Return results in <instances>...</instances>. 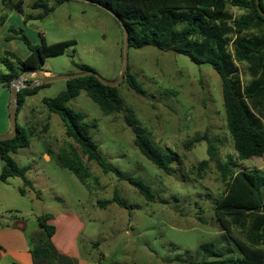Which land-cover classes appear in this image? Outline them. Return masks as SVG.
Returning <instances> with one entry per match:
<instances>
[{"label": "rangeland", "instance_id": "obj_1", "mask_svg": "<svg viewBox=\"0 0 264 264\" xmlns=\"http://www.w3.org/2000/svg\"><path fill=\"white\" fill-rule=\"evenodd\" d=\"M48 5L54 10L47 17L12 27L5 41L12 43L1 51L0 59L7 57L6 51L21 59V51L12 49L22 44L31 53L28 45H40L42 38L47 44L74 41L63 55L47 58L43 70L53 76H71L89 67L108 82L118 80L124 62V30L115 17L82 0L60 4L48 0ZM23 10L25 16L41 13L27 5ZM234 13L243 12L235 8ZM128 59L129 73L145 95L136 93L125 75L115 87L123 101L119 113L106 115L85 90L67 104L92 125L91 135L107 159V170L88 160L66 136L60 115L48 112L43 103L76 84V78L50 82L25 99L17 120L27 128V145L18 148L12 158L32 185L25 186L16 177L2 185L7 192L1 196L9 207L7 214L27 221L30 232L38 227L45 239L36 219L51 215L48 223L58 235L55 244L73 250L76 244V253L85 255L90 264L212 260L215 258L201 249V244L209 242L227 256L231 249L236 252L227 235H222L215 204L237 172L258 169L264 176V156L238 158L227 127L220 75L209 64L198 65L186 55L154 46H130ZM9 60L18 67L14 59ZM5 70L0 61V74ZM35 73L36 78L42 75ZM247 80L243 76L244 83ZM137 134L163 152L171 169L168 173L142 154L135 145ZM71 151L89 169L88 187L64 164L68 160L62 159V153L70 155ZM203 161L207 165L201 166ZM136 181L151 189V201L133 185ZM262 191L264 196V186ZM115 195L122 206L116 202L101 206Z\"/></svg>", "mask_w": 264, "mask_h": 264}, {"label": "trees", "instance_id": "obj_2", "mask_svg": "<svg viewBox=\"0 0 264 264\" xmlns=\"http://www.w3.org/2000/svg\"><path fill=\"white\" fill-rule=\"evenodd\" d=\"M64 1L56 0L58 4ZM96 1L120 16L129 31L130 46H154L161 51L186 55L195 64L211 65L222 80L227 127L238 158L245 161L264 156V17L257 9L256 0ZM20 3L17 4L19 9ZM260 7L264 12L262 0ZM231 8L243 13L236 15ZM32 9L41 10V13L36 18H26L27 21L47 17L54 7L48 5V0H34ZM72 44L74 41L47 44L42 38L40 45H28L31 54L25 59L6 51L7 57L0 59L7 70L0 74L1 83L10 90L11 81L20 73L42 71L47 58L63 55ZM10 58L16 61L18 67H14ZM90 69L86 67L85 71ZM125 75L136 93L146 94L129 69ZM243 76L248 77L246 83ZM75 81L77 83L69 86L65 92L55 98L44 99L43 103L48 112L60 115L66 126V136L78 144L88 160L107 170V159L91 135L92 125L85 123L83 116L71 110L67 104L85 90L106 115H112L122 110L123 101L115 87L104 85L93 75L76 78ZM47 84L19 91L17 115L25 99L37 94ZM26 130L25 126L18 124V132L13 139L0 141V160L3 163L0 182L19 177L25 186L32 185L24 174L25 170H21L12 158L18 148L27 145ZM135 145L160 169L167 173L171 170L163 152L146 136L137 134ZM74 152L71 151L70 155L62 153L65 154L62 159L68 160L64 164L87 186L89 169L81 156ZM208 152L211 154V148ZM200 165H207V161ZM132 183L147 200L153 199L152 191L146 184L138 181ZM263 186L264 176L260 170H241L227 181L225 191L216 201V220L224 235L235 245L236 252L233 253L231 249L227 256L215 250L213 243H203L201 249L215 259L179 264H264ZM20 193L25 195L26 191L20 189ZM112 202L123 205L115 195L110 202L101 206ZM51 219L52 216L47 214L37 218L47 237L45 239L41 235L37 240L40 243L50 241L55 235V226L48 223ZM32 255L34 264H52L56 260L46 247L34 249Z\"/></svg>", "mask_w": 264, "mask_h": 264}, {"label": "crops", "instance_id": "obj_3", "mask_svg": "<svg viewBox=\"0 0 264 264\" xmlns=\"http://www.w3.org/2000/svg\"><path fill=\"white\" fill-rule=\"evenodd\" d=\"M262 1L264 4V0ZM18 2H21V9L17 7ZM33 2L34 0H28V3L25 4L23 0H0V56L1 51L5 49L6 46H8L7 44L12 43V41L7 44L5 43L7 34L12 30V27L15 26L17 28H21L25 23H28L26 18L38 17L39 13L28 14L26 16L24 15V6L27 5L32 9ZM230 10L234 12V8H231ZM17 46L19 47H15V49L12 50L15 52L20 50L21 59H25L31 54L28 50L24 49L22 44ZM6 71L7 70H5V72ZM40 72H42L41 76L43 77L53 76L51 71L42 70ZM26 74L27 73H20V75ZM24 81L26 82L25 79ZM10 99V90L5 88L3 83L0 81V135H7L11 132V121L9 116ZM0 164L3 169L2 163ZM8 180L9 178L6 182H0V264H34L32 251L38 247L48 248L50 252L56 257V260L52 264H90L85 255L80 254V252L76 253L78 250V246L76 244H74V250L71 247H66L64 244L62 247H58L55 244V239L58 238V235L56 234L50 241L44 240L40 243V241L37 240L38 237L41 236V229L34 227L30 232L27 221L19 220L13 216V214H7V209H9V207L4 205L1 196L7 195V192L2 189V185L7 184ZM221 232L223 235L224 231L221 230ZM92 264L100 263L93 262Z\"/></svg>", "mask_w": 264, "mask_h": 264}, {"label": "water", "instance_id": "obj_4", "mask_svg": "<svg viewBox=\"0 0 264 264\" xmlns=\"http://www.w3.org/2000/svg\"><path fill=\"white\" fill-rule=\"evenodd\" d=\"M82 1L94 3V4H97L101 7H103L104 9H106L108 12H110L115 17V19L121 24V26L124 30V62H123V66H122V69L120 72L119 79L116 80L115 82H108V81L102 79L93 70H88V71L81 72L79 74L71 75V76H48V77L47 76H45V77L40 76V77L36 78L35 80L31 81V83H29V84H27L24 81L26 75L16 76L11 81V84H10L11 99H10V103H9V116H10V121H11V132L7 135H0V141L11 140L17 135V132H18V120H17L18 96H19V91L21 89H24V88L25 89H33L39 85L47 84V83H50L53 81L69 80V79L84 77V76H88V75L95 76L104 85L110 86V87H116L118 84H120L124 81L126 71L128 70V67H129L128 53H129V48H130L129 31H128L126 25L124 24V22L122 21V19L120 18V16L118 14H116L111 9L101 5L96 0H82ZM256 6H257V9L259 10V12L261 13V15L264 17V12L261 10V7H260V0H256Z\"/></svg>", "mask_w": 264, "mask_h": 264}, {"label": "built area", "instance_id": "obj_5", "mask_svg": "<svg viewBox=\"0 0 264 264\" xmlns=\"http://www.w3.org/2000/svg\"><path fill=\"white\" fill-rule=\"evenodd\" d=\"M36 77H37V75L35 72H29L26 74L25 80H26V82H28L32 79H35Z\"/></svg>", "mask_w": 264, "mask_h": 264}, {"label": "bare ground", "instance_id": "obj_6", "mask_svg": "<svg viewBox=\"0 0 264 264\" xmlns=\"http://www.w3.org/2000/svg\"><path fill=\"white\" fill-rule=\"evenodd\" d=\"M191 49V48H190Z\"/></svg>", "mask_w": 264, "mask_h": 264}]
</instances>
